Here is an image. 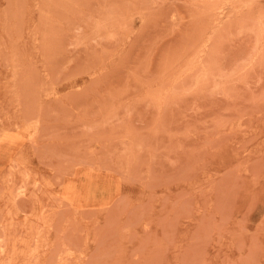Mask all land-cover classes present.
Segmentation results:
<instances>
[{"label": "rangeland", "instance_id": "rangeland-1", "mask_svg": "<svg viewBox=\"0 0 264 264\" xmlns=\"http://www.w3.org/2000/svg\"><path fill=\"white\" fill-rule=\"evenodd\" d=\"M0 264H264V0H0Z\"/></svg>", "mask_w": 264, "mask_h": 264}]
</instances>
